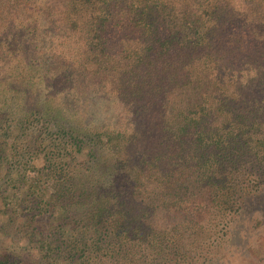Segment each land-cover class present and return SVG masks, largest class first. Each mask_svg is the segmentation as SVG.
<instances>
[{
  "label": "trees",
  "instance_id": "16d2710c",
  "mask_svg": "<svg viewBox=\"0 0 264 264\" xmlns=\"http://www.w3.org/2000/svg\"><path fill=\"white\" fill-rule=\"evenodd\" d=\"M262 187L264 0H0V264L209 260Z\"/></svg>",
  "mask_w": 264,
  "mask_h": 264
},
{
  "label": "rangeland",
  "instance_id": "374dc122",
  "mask_svg": "<svg viewBox=\"0 0 264 264\" xmlns=\"http://www.w3.org/2000/svg\"><path fill=\"white\" fill-rule=\"evenodd\" d=\"M247 10L252 12L250 8ZM38 85L37 92L41 89L45 93L54 92V96L58 93V96L54 98H62V101L66 103L71 100L72 107L73 103L80 106L85 104L84 108L87 112L84 116L89 118L88 121L91 123L118 126L121 122H127L131 118L134 122V116L127 115L124 112L125 106L117 100L110 101L96 94L95 103L92 104L84 99L79 100L73 97L72 94H69L70 92L61 93V87L53 85L50 90L48 88L43 90V82ZM33 93L35 94L36 91L33 90ZM36 165H41L40 159L36 161ZM262 188L257 197L252 201L249 200L239 213L231 216L225 241L209 251L212 259H197L194 264H264V187ZM218 235L221 236V232Z\"/></svg>",
  "mask_w": 264,
  "mask_h": 264
}]
</instances>
